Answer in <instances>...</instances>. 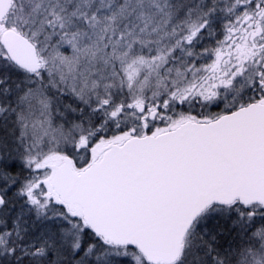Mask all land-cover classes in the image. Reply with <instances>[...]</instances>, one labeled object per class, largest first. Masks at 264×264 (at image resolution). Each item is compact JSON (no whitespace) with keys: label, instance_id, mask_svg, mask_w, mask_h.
<instances>
[{"label":"snow or ice","instance_id":"1","mask_svg":"<svg viewBox=\"0 0 264 264\" xmlns=\"http://www.w3.org/2000/svg\"><path fill=\"white\" fill-rule=\"evenodd\" d=\"M0 264H264V0H0Z\"/></svg>","mask_w":264,"mask_h":264}]
</instances>
